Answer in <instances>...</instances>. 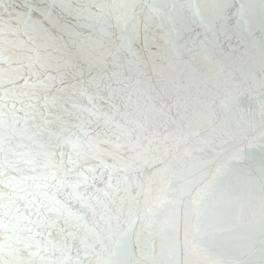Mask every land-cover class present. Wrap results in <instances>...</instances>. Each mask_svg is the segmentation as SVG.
<instances>
[{"label":"snow or ice","instance_id":"1","mask_svg":"<svg viewBox=\"0 0 264 264\" xmlns=\"http://www.w3.org/2000/svg\"><path fill=\"white\" fill-rule=\"evenodd\" d=\"M0 264H264V0H0Z\"/></svg>","mask_w":264,"mask_h":264}]
</instances>
